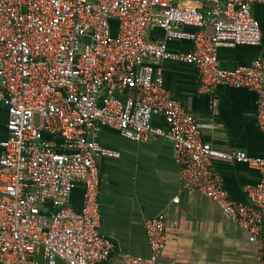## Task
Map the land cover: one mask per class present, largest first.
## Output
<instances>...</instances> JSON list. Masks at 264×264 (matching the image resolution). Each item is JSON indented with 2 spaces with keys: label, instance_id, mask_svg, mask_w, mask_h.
I'll list each match as a JSON object with an SVG mask.
<instances>
[{
  "label": "built area",
  "instance_id": "built-area-1",
  "mask_svg": "<svg viewBox=\"0 0 264 264\" xmlns=\"http://www.w3.org/2000/svg\"><path fill=\"white\" fill-rule=\"evenodd\" d=\"M203 2L205 9L177 0H0V101L8 113L0 264H37L39 252L46 264L110 261L116 247L101 231L99 162L120 153L97 141L104 127L136 142L170 139L184 187L245 228L255 264H264V157L205 141L198 119L165 88L162 67L166 59L193 65L199 93L213 96L222 84L255 91L264 138V57L227 69L218 55L222 45L261 44L252 6L264 0ZM154 29L164 37L152 38ZM172 41L190 49H173ZM155 115L166 128L154 124ZM215 159L260 172L244 186L245 201L230 196ZM78 186L79 210L70 201ZM144 226L150 254L123 253L119 264H159L167 217L159 213Z\"/></svg>",
  "mask_w": 264,
  "mask_h": 264
},
{
  "label": "crops",
  "instance_id": "crops-1",
  "mask_svg": "<svg viewBox=\"0 0 264 264\" xmlns=\"http://www.w3.org/2000/svg\"><path fill=\"white\" fill-rule=\"evenodd\" d=\"M177 1L207 7L203 0ZM252 14L262 31L261 44L219 46L223 68L249 64L259 54L264 57V4H254ZM151 37L163 38V31L154 29ZM169 46L190 49L187 41H172ZM162 67L165 88L198 119L205 141L220 150L241 149L264 157L255 91L222 84L213 96L199 93L193 65L166 59ZM7 120V108L0 101V142L7 137ZM153 122L166 128L160 115H155ZM96 139L103 147L120 153L115 158L101 157L99 162L101 231L116 247L110 261L102 264H119L123 253L147 257L150 248L144 222L159 213L167 217V237L159 264H255L256 248L249 241L248 231L214 200L184 187L170 139L160 136L136 142L111 127L101 129ZM2 153L0 146V157ZM213 166L230 196L238 201L246 200L244 186L260 178V172L245 163L215 159ZM176 197L179 202L174 203ZM70 201L75 209L81 208L82 186L72 191ZM36 260L46 264L42 252L36 254ZM57 264L67 263L59 259Z\"/></svg>",
  "mask_w": 264,
  "mask_h": 264
}]
</instances>
